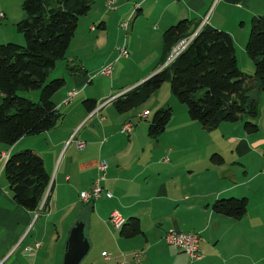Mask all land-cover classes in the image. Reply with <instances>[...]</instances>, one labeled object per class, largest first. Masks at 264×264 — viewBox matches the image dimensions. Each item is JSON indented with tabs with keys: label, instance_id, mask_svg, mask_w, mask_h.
<instances>
[{
	"label": "crops",
	"instance_id": "crops-1",
	"mask_svg": "<svg viewBox=\"0 0 264 264\" xmlns=\"http://www.w3.org/2000/svg\"><path fill=\"white\" fill-rule=\"evenodd\" d=\"M22 1L0 0V43L25 42L17 27L26 17ZM104 2L107 10L96 18L99 24L92 25L89 17V40L98 28L97 39L108 38L110 21L120 22V26L128 21L126 34L141 38L146 29L157 37L171 25L189 19L199 24L198 30L208 24L230 32L237 54L246 49L252 17L264 14V0ZM131 56L129 62L135 60ZM76 58L66 53L65 64L77 62L85 72L77 77L63 66L61 77L66 78V85L53 97L62 113L58 123L48 131L25 135L12 146L0 141V158L4 151L11 154L33 148L43 155L51 175L47 209L31 211L13 198L5 178L6 162L0 161V264H65L71 232L80 222L90 247L79 264L86 259L85 264H120L124 258L129 264H256L257 239L250 231L264 225V100L253 119L259 125L254 133L246 131L244 120L223 122L207 130L193 122L185 104L167 93L151 99L146 108L148 102L131 113L119 112L113 100L153 75L157 66H145L141 60L135 74L117 80L119 75L104 76L99 73L102 66H90L83 56ZM126 67L121 66L119 72ZM249 67L251 72L253 66ZM73 89L77 94L64 102ZM87 98L96 100L93 111L84 104ZM167 105L173 107V116L162 135L151 138L149 124L136 123L134 117L149 119ZM146 111L150 114L142 116ZM130 119L135 122L133 131L122 132ZM80 140L87 142L85 148L78 147ZM215 152L224 157L223 163L212 162ZM101 159L109 164L103 185L113 197L103 194L99 200L85 203L80 193L93 184ZM231 196L249 200L241 219L213 209L218 198ZM114 210L126 219L138 216L144 233L123 237L121 226L110 220ZM171 229L199 232L202 259L192 260L170 244L165 235ZM105 251L111 254L109 259L103 255ZM134 251L139 253L136 258Z\"/></svg>",
	"mask_w": 264,
	"mask_h": 264
},
{
	"label": "trees",
	"instance_id": "trees-1",
	"mask_svg": "<svg viewBox=\"0 0 264 264\" xmlns=\"http://www.w3.org/2000/svg\"><path fill=\"white\" fill-rule=\"evenodd\" d=\"M96 0H23L26 17L17 23L25 44L13 41L0 43V141L12 146L23 136L52 129L62 117L54 95L66 85L65 77L48 80L58 59L66 58L67 50L79 26ZM101 25V24H100ZM189 19L180 20L163 33V50L157 71L137 86L113 100L119 112H127L145 103L166 81L193 120L207 130L223 122L244 120L246 131L254 133L259 125L253 120L264 100V14L254 15L246 51L255 65V72H244L238 62L233 35L222 29ZM198 30V31H197ZM195 36L169 63L173 49L184 39ZM167 63V64H166ZM165 65V66H164ZM72 75L85 72L80 65L67 64ZM21 89L39 90L35 101L19 94ZM89 111L96 100L87 98ZM174 113L171 105L157 109L150 120L149 135L158 138L165 131ZM214 163L224 157L215 152ZM5 175L13 198L28 210L47 209L51 184L42 154L33 148L11 153L5 163ZM51 192V191H50ZM247 197H220L213 209L221 214L241 219L248 211ZM125 218V217H124ZM120 233L133 238L143 234L138 216L125 218Z\"/></svg>",
	"mask_w": 264,
	"mask_h": 264
},
{
	"label": "rangeland",
	"instance_id": "rangeland-1",
	"mask_svg": "<svg viewBox=\"0 0 264 264\" xmlns=\"http://www.w3.org/2000/svg\"><path fill=\"white\" fill-rule=\"evenodd\" d=\"M23 2V1H22ZM22 3H20L21 5ZM19 10L23 9L20 7ZM107 10V6H105L104 0H97V3H94V6L92 9L88 12L87 15H84L80 19V23L77 29V36L73 37V41L71 45L69 46L67 50V56H75L76 59L80 58V56L85 57L86 61L89 62L90 66H96L100 65L102 66L101 69H103L105 66L115 63L114 66V72L112 76L114 77L116 75H119L120 77L116 76L117 80H123L124 78L128 77L129 75H133V73H136L135 66H142L140 64L141 60H143V64L145 66H158V62L160 59V55L163 50V35L160 36H154L151 32H149L147 29L143 32H141V38H135L137 37L136 35L133 36L130 32L126 34L125 28L121 25L120 22H115V21H110L108 23V38H101L100 40L97 39L98 32L100 29L98 28L96 31H92V38L89 40L90 37L89 33L91 32L90 30V18H92V25L96 23L99 24L97 21V17L100 15L101 11ZM25 14V13H24ZM95 22V23H94ZM123 23V22H122ZM121 23V24H122ZM141 26V25H140ZM145 23L143 24L142 29L144 28ZM122 27V28H121ZM17 29V28H16ZM88 31V32H87ZM23 34V33H22ZM76 35V34H75ZM134 37V39H133ZM132 38V39H131ZM101 40H103L101 42ZM239 43L240 39L238 38ZM15 43H19L16 41H13ZM24 43H19V44H25ZM125 44L128 49L131 51V56L135 60L132 62H129L127 57H121L122 59L120 60L119 58V51L118 47ZM137 48L135 50L133 47ZM133 52V53H132ZM134 52H136L134 54ZM237 54V51H236ZM143 58V59H142ZM237 58H239V66L244 72L248 74H253L255 72V65L250 59L246 49H239V52L237 54ZM115 60V61H114ZM111 61V62H110ZM71 65H76L77 62L75 63H70ZM63 66H67L65 64V60L63 59H58L56 63V67L52 69L48 80H51L56 77H61L63 75ZM126 67L122 69L120 72V67ZM249 66H253L251 72H248L250 69ZM138 69V67H137ZM133 71V72H132ZM119 72V73H118ZM69 73V72H68ZM65 74V73H64ZM105 76V75H104ZM105 79V77H104ZM110 80V79H109ZM111 81V80H110ZM109 83V82H108ZM133 87V86H132ZM156 92V93H155ZM147 100L146 105L143 106V108H146L152 104L151 99H155L159 94H163L167 96H172V98H175L176 100L179 101V99L176 97V95L172 92L170 82L166 81L163 83V85L157 89ZM19 94L25 97H29L35 101L39 100L40 97V91L39 90H26V89H21L19 91ZM181 102V101H179ZM184 104V103H182ZM186 105V104H185ZM184 105V106H185ZM178 109V108H176ZM177 111V110H176ZM131 113L132 111H128ZM153 117V114L149 119H138V117H134L136 120H134L136 123H145L146 122L150 125V119ZM195 124H199V121L193 120ZM140 138H143L142 133L139 135ZM147 137V136H145ZM152 138V137H151ZM155 139V138H154ZM20 151V150H18ZM195 155V154H194ZM264 155V154H263ZM6 161H4L5 163ZM5 178L7 179L6 175ZM8 180V179H7ZM40 222V221H39ZM124 223V222H123ZM224 229V228H223ZM250 233L255 234V238L257 239V245H256V264H264V225L261 227H256V230H251ZM92 253V251H91ZM87 262V259L86 261ZM83 262V264H85Z\"/></svg>",
	"mask_w": 264,
	"mask_h": 264
},
{
	"label": "built area",
	"instance_id": "built-area-1",
	"mask_svg": "<svg viewBox=\"0 0 264 264\" xmlns=\"http://www.w3.org/2000/svg\"><path fill=\"white\" fill-rule=\"evenodd\" d=\"M1 16L3 17L4 14L1 13ZM125 29L128 28L129 22L125 21L121 24ZM198 31V30H197ZM197 31L189 38V39H184L182 40L177 46L173 49L170 59L167 61L169 63L172 61L180 52L181 50L188 44V42L195 36ZM119 51V58L121 57H129L131 55V51L128 49V47L123 44L118 47ZM166 63V64H167ZM114 66L115 63H111L107 66H105L103 69L99 71L100 74L106 75V76H111L114 71ZM77 90L73 89L69 92L68 96L65 98L66 103H69L74 96L77 94ZM100 109V107L97 109V111ZM96 111V112H97ZM95 113V112H94ZM149 113H143L142 116H148ZM135 126V122L133 120H127L123 127H122V132L124 133H130L133 131ZM77 145L79 148H85L87 146V142L84 140L77 141ZM10 155L8 151H4L1 153V158L0 161H7V156ZM166 160H168V157H166ZM98 175L94 179L93 184L87 188L81 191L80 193V198L83 202L85 203H93L97 200H99L103 194H105L108 198L113 197L112 192L109 190H106L103 182L107 178V172H108V161L106 159H101L98 162ZM50 186L47 190L45 198L49 195L50 193ZM124 216H122L118 211L114 210L111 213L110 220L114 223L116 227H118V222L120 219H122ZM166 240L172 244L173 246L185 251L186 253L189 254L190 258L192 260H199L202 259L203 257V249L201 248V235L199 232H184V231H177L174 229H171L166 235H165ZM40 244V243H39ZM103 255L105 258H110L111 254L108 253L107 251L103 252ZM125 256V255H123ZM132 256L134 258L139 256V253L137 251H134L132 253ZM130 261L127 259H121L120 264H129Z\"/></svg>",
	"mask_w": 264,
	"mask_h": 264
},
{
	"label": "water",
	"instance_id": "water-1",
	"mask_svg": "<svg viewBox=\"0 0 264 264\" xmlns=\"http://www.w3.org/2000/svg\"><path fill=\"white\" fill-rule=\"evenodd\" d=\"M90 244L84 235V223H78L72 230L68 250L65 255V264H79L88 252Z\"/></svg>",
	"mask_w": 264,
	"mask_h": 264
},
{
	"label": "bare ground",
	"instance_id": "bare-ground-1",
	"mask_svg": "<svg viewBox=\"0 0 264 264\" xmlns=\"http://www.w3.org/2000/svg\"><path fill=\"white\" fill-rule=\"evenodd\" d=\"M145 113H149V111H146ZM9 156L10 155L7 156V159L9 158ZM124 221H125L124 218L120 219L119 222H118V227H120L123 224Z\"/></svg>",
	"mask_w": 264,
	"mask_h": 264
}]
</instances>
